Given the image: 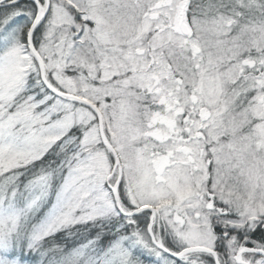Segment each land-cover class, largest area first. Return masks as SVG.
I'll return each instance as SVG.
<instances>
[{
    "label": "snow or ice",
    "instance_id": "obj_1",
    "mask_svg": "<svg viewBox=\"0 0 264 264\" xmlns=\"http://www.w3.org/2000/svg\"><path fill=\"white\" fill-rule=\"evenodd\" d=\"M0 264H264V0H0Z\"/></svg>",
    "mask_w": 264,
    "mask_h": 264
}]
</instances>
